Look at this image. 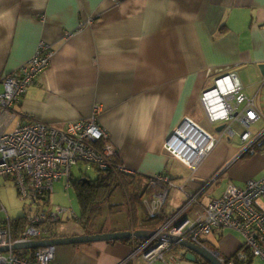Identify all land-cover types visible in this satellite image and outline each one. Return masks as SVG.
<instances>
[{"label": "crops", "instance_id": "obj_1", "mask_svg": "<svg viewBox=\"0 0 264 264\" xmlns=\"http://www.w3.org/2000/svg\"><path fill=\"white\" fill-rule=\"evenodd\" d=\"M42 41L55 54L16 106L22 118L63 129L102 106L99 121L141 188L165 171L190 191L204 185L202 177H185V164L169 155L164 144L185 116L221 135L217 128L225 123H210L201 103L202 92L219 76L230 74L245 94L257 98L264 115V0H0V77L19 73ZM263 122L264 116L251 127ZM227 125L233 134L221 137L214 157L228 165L223 176L244 185L254 173L248 167L252 160L244 157L253 154L239 156L243 142L235 137L247 128L238 121ZM254 155L264 159L260 152ZM151 192L131 196L128 208L127 197L116 190L113 202L122 201L116 209L123 216L100 222L97 230H130L135 221L138 230L161 226L175 210L164 208L160 217L146 219L143 200ZM206 193L202 202L215 198ZM123 240L58 245L55 261L121 264L132 251V239ZM183 252L186 248L178 245L166 257L198 264L184 261Z\"/></svg>", "mask_w": 264, "mask_h": 264}, {"label": "built area", "instance_id": "obj_2", "mask_svg": "<svg viewBox=\"0 0 264 264\" xmlns=\"http://www.w3.org/2000/svg\"><path fill=\"white\" fill-rule=\"evenodd\" d=\"M54 54L51 44L42 41L37 52L20 67L19 73L0 77V176L15 181L20 198L26 204L24 216L28 221L15 237L14 218L5 207L0 208V247L9 248L0 251V264H58L54 245L19 249H14L13 245L54 237L52 223L61 220L62 209L40 211L36 207L47 204L55 182L64 178L71 181L73 166L83 162L106 169L118 153L99 121L102 106H96L91 117L69 122L63 129L38 119L24 120L16 109L28 87L49 67ZM243 89L230 74H224L201 94L209 122L225 123L220 136L191 116H185L165 142L167 153L190 169L191 179L204 178V185L190 191L187 184H182L180 188L185 193L182 206L155 229V235L142 239L133 237L132 251L121 264H150L155 260L181 264L177 257L167 259L173 243L160 242L159 234L169 233L207 246V236L218 228L239 233L243 237V246L264 260V178L249 179L244 185L229 181L222 197L206 203L201 201L206 184L218 179L228 166L216 161L214 152L225 133L233 134L231 126L227 125L229 122L238 121L247 128L241 134L243 149L239 156L258 152L264 155V146L258 149L264 130L257 136L250 130L251 125L264 115L257 98L245 94ZM13 122V129L8 132L7 128ZM120 169L135 174L127 166ZM149 186L152 194L143 200V204L150 216H156L164 210L171 189L177 185L168 174L159 173L151 177ZM3 212L7 214L5 220L1 216ZM140 259L143 262H138ZM222 260L227 261L224 254ZM229 263L233 264L232 261Z\"/></svg>", "mask_w": 264, "mask_h": 264}, {"label": "rangeland", "instance_id": "obj_3", "mask_svg": "<svg viewBox=\"0 0 264 264\" xmlns=\"http://www.w3.org/2000/svg\"><path fill=\"white\" fill-rule=\"evenodd\" d=\"M264 101V91L263 95L260 98ZM264 104V103H263ZM264 122L259 126H252L250 128L251 131L257 132L259 134L262 132ZM14 123L7 128V131L10 132L13 129ZM263 129V130H262ZM259 132V133H258ZM253 133V132H252ZM241 137H235V142L241 143ZM247 155L244 157L246 160H252L248 167L254 171L253 177L251 179H262L264 178V159L259 157L258 155ZM264 158V157H263ZM263 161V163H261ZM182 171V170H180ZM183 174L185 177L189 175L190 177V169L185 166L183 168ZM90 176L92 179H96L98 176V172L96 168L90 163H80L78 165L73 166L72 168V179H79L84 176ZM176 183L177 187L171 189L168 202L166 204L167 211H174L182 206L184 203V191L180 188L182 183L181 180ZM220 183L214 184L207 190L206 196L210 198H220L225 193L228 187V178L223 176L220 180ZM68 186V188H66ZM125 197V194H124ZM49 198V196L47 197ZM126 199V198H125ZM5 207L12 218H18L25 213L26 204L22 202L19 192L17 190L15 181L12 178H5L0 176V208ZM40 211L46 209L47 211L54 210L56 212L58 208L62 209V213L60 214V221H55L52 223V234L59 235H77V232H84L85 229L83 225L80 223V218L82 215V208L79 202L77 191L72 183V181H68L67 178H64L60 181H56L54 184V189L51 194L50 200L48 204H44V207H36ZM35 208V209H36ZM2 219L7 218V214L3 212L1 214ZM226 236L229 237L231 243L227 241L223 242V250L225 252L229 251V247L234 244L233 249L238 248V243L243 240V237L232 230L225 229ZM218 232L214 231L207 236L210 242H212L216 247H221L222 238H219ZM237 241V242H236ZM219 250V249H218ZM221 251V250H220ZM242 251V250H241ZM187 264V263H182ZM193 264V263H190ZM251 264H264V260L261 257L255 256L253 258V262Z\"/></svg>", "mask_w": 264, "mask_h": 264}, {"label": "trees", "instance_id": "obj_4", "mask_svg": "<svg viewBox=\"0 0 264 264\" xmlns=\"http://www.w3.org/2000/svg\"><path fill=\"white\" fill-rule=\"evenodd\" d=\"M264 139H261V142ZM258 144V149L261 150L262 147L264 146V141L262 143ZM247 155V154H246ZM112 164L106 168H99L94 165L98 172V176L96 179H92L90 176H84L90 179L84 181L83 177L79 179H70L77 191L79 202L82 208V215L80 218V223L83 225L85 232L87 234L90 233L91 230H93V233H99V232H105L101 229L100 231L97 230L99 225H102L100 222H103V224L107 221L108 218H111V220H115L117 216H120L122 213V210H117V206H121L122 201H120L119 205L115 204L113 200V195L116 190H120L121 194L125 197H127L129 201L128 208H131V196L138 197L141 196V193H144V190H148L151 188L149 185H146L144 188H141L137 179V176L135 174H128L123 172L120 167L125 166L124 164L121 163V161L118 158V153L116 156L112 158ZM168 174L166 171L163 172ZM169 175V174H168ZM224 175V171L220 174L218 179L215 181H212L209 184H206L207 186L205 187V191L210 189L211 186L214 184H218L219 179L222 178ZM171 179H173L171 177ZM147 180H151V177L148 178ZM149 184V183H148ZM148 186V187H147ZM141 189L142 192H139L138 190ZM48 199L47 204L49 203ZM142 201V199H141ZM142 203V202H141ZM144 206V204H143ZM145 214H148V211L146 207L144 206ZM149 215V214H148ZM123 216V215H121ZM155 217H160L159 215L156 216H146V219H151ZM28 221L27 217L22 215L18 218H14L12 225L14 226V236L17 237L20 230H22L24 227H26ZM136 223V221H135ZM134 224H131L130 230H138L135 229ZM103 226V225H102ZM97 227V228H96ZM127 229H116L112 231H124ZM218 232L219 238H222L221 241V247H216L212 242L209 241V239H206V244L209 248L213 250H221V252L224 254L226 258V264H230L229 262H233V264H251L253 262V258L255 256L243 246V243L237 242L238 243V248L236 249H231L228 252H225L222 248L223 242L224 241H230L229 237L226 236L225 234V229L224 228H218L214 230ZM213 231V232H214ZM233 231V230H232ZM107 232V231H106ZM236 232V231H235ZM123 241H131V239H124ZM114 242V241H113ZM178 246L177 244H173V247ZM187 250V249H186ZM242 250V251H241ZM187 254V253H186ZM182 259L186 262H192L191 260H188L185 252L182 253ZM193 263V262H192ZM194 263L198 264H210L206 260L198 257V260L196 259Z\"/></svg>", "mask_w": 264, "mask_h": 264}, {"label": "water", "instance_id": "obj_5", "mask_svg": "<svg viewBox=\"0 0 264 264\" xmlns=\"http://www.w3.org/2000/svg\"><path fill=\"white\" fill-rule=\"evenodd\" d=\"M261 70L264 72V64L260 65ZM224 126H219L217 129L222 130ZM83 180H89L87 177H83ZM155 235V230H124V231H108L99 232L92 234H77L71 236H54L50 239L26 242V243H16L13 245L14 249L19 248H37L47 245H62V244H77L84 242L93 241H118L122 239H132L136 238H149ZM160 242L169 241L173 244H177L187 249L186 257L188 260L195 261L196 257H200L210 264H226L223 260V254L220 250H213L207 246H201L195 244L189 240L181 239L178 236L171 235L169 233H161L158 235ZM8 247H0V251L8 250Z\"/></svg>", "mask_w": 264, "mask_h": 264}]
</instances>
